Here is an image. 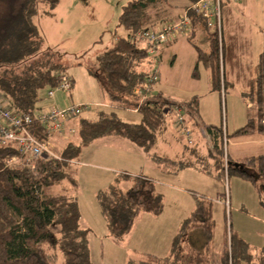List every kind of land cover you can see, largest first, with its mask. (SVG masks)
<instances>
[{"label": "trees", "instance_id": "16d2710c", "mask_svg": "<svg viewBox=\"0 0 264 264\" xmlns=\"http://www.w3.org/2000/svg\"><path fill=\"white\" fill-rule=\"evenodd\" d=\"M164 1L131 0L121 7L117 26L122 27L126 35L117 37L98 57V71L103 78L99 72H92L113 108L98 111L95 119L79 117L75 121V134L59 148V160L40 159L34 170L8 167L6 162L15 152L9 147H0V264H92L89 231L80 227L77 198L67 193L68 185L64 182L67 180L72 187L76 186L80 154L94 141L105 137L121 138L141 149L163 170L169 168L174 173L192 166L185 160L160 156L154 153V148L166 125L164 106H179L189 121L193 112L200 117L198 98L176 102L159 92L139 103L132 94L149 75V69L137 68L147 60L148 54L132 37L148 28L145 10L149 3ZM188 1L192 4L197 0ZM58 4L59 0H0V93L8 99L13 112L34 114L43 101L41 93L54 88L60 75L66 74L64 54L46 45L37 24L39 17H53ZM189 18L192 35L202 25L208 44L207 51H203L193 43L192 35L188 38L197 55L193 75L197 76L201 63L210 74L212 91L225 93L230 83L226 82L219 65L220 58L224 60L223 29L219 38L216 32L209 31L200 15L191 12ZM242 97L255 107V116L230 136L222 127L206 126L201 122L210 142L208 156L216 163L217 173L213 175L219 181L224 180V138L252 135L264 138V40L254 85L242 93ZM117 109L135 111L141 115V121L125 122L117 116ZM226 171L228 177L234 174L253 184L260 198L264 195V152L237 161L228 157ZM119 176L115 184L96 194V200L108 229L114 234L126 235L141 213H161L163 195L155 182L142 176L131 177L129 187L123 190ZM261 204L264 206L263 201ZM213 207L212 199L195 197L194 210L181 223L168 255H146L140 264H215L209 260L215 229ZM225 232L226 235L229 232V242L225 235L220 264H264V234L262 246L254 249L233 231L231 223ZM193 234L201 236L199 244L190 238Z\"/></svg>", "mask_w": 264, "mask_h": 264}, {"label": "rangeland", "instance_id": "374dc122", "mask_svg": "<svg viewBox=\"0 0 264 264\" xmlns=\"http://www.w3.org/2000/svg\"><path fill=\"white\" fill-rule=\"evenodd\" d=\"M129 1L131 0H59L53 17L42 16L37 19L46 45L64 54L63 65L66 67V75L71 80L70 91L54 90L53 102L56 106L64 107L65 98L70 96L78 105L91 106V110L82 113L81 117L95 119L98 111L112 110L113 105L109 103L100 81L92 72H99L98 57L116 41L117 37L126 35L117 23L121 7ZM236 1L240 0H221L222 10L226 8L231 10V17L224 22L225 61L223 63L221 58L219 61L220 72L223 70L226 82L230 83L226 85L225 93L210 89L208 76L201 63L197 67V76L193 75L197 55L188 41L192 33L187 38L171 42L173 44L158 47L154 55V58H157L156 64L152 63V58H147L137 67L139 70H150V67L155 65L159 75V81L155 85L156 94L159 93L158 89L165 96L182 102L196 96L201 108V120L193 112V117L191 116L189 121L186 112L181 108L190 135L177 132L172 124V116L168 117L165 120V128L157 137L154 153L173 159H185L186 162L195 161L194 157H199V164L212 175L198 174L190 169L169 179L162 176L161 183L157 185V189L163 195L161 213L159 215L141 213L126 235L114 234L108 229L96 200V194L115 184L119 174L127 175L119 176L120 187L125 190L129 187L130 178L136 175L130 172H138L137 167H128L122 158L118 160L108 158L118 157L117 147H101L100 144L85 147L77 164L76 186L72 187L70 182L65 180L64 185H68L67 193L77 198L81 214L79 225L89 231L92 264H140L146 255L167 256L181 223L191 216L197 196L210 198L214 203L215 229L209 260L220 264L228 223H231L233 231L254 249L262 246L264 206L261 202H264V195L260 198L253 184L234 174L228 177L226 171L228 157L231 159L236 154L255 153L248 150L252 144L247 146L239 143L240 141L254 143L253 137L240 136L235 137L236 139L228 137L227 140L224 138L225 152L222 156L225 167L224 180L219 181L213 175L217 173L216 163L208 156L211 150L210 142L201 124L202 122L206 126L222 127L224 133L230 136L236 129L245 125L249 118L255 116V107L242 97V93L248 92L254 85L259 53L263 50L262 37L257 33L256 29L259 26L253 20L255 16L248 17L249 9H245V15L241 16L237 9L243 5ZM187 3L188 0L149 3L145 10V25L155 29L166 22L175 21L168 17L175 15ZM223 19L225 20L224 14ZM209 31L213 33L210 29ZM216 33L220 38L221 33ZM203 35V41L201 39L197 45L207 51L206 33ZM99 74L102 79V74L100 72ZM49 89L41 93L43 101L40 107L51 102L47 99ZM168 106H164V113L170 112L171 107ZM116 113L128 123L141 121V115L137 112L117 109ZM74 126L76 128V122ZM167 130L172 132L174 143H165L160 136ZM64 143L63 140L56 142V152L59 153V148ZM183 147L187 150L184 156L180 154ZM95 152H98L100 157H96ZM146 158L148 160L146 164L143 163L144 169L141 173L149 175L152 161L147 156ZM189 236L196 240V244L201 241L198 234ZM228 238L229 232L226 235L227 243ZM59 262L61 263L60 255Z\"/></svg>", "mask_w": 264, "mask_h": 264}, {"label": "built area", "instance_id": "2783aa9c", "mask_svg": "<svg viewBox=\"0 0 264 264\" xmlns=\"http://www.w3.org/2000/svg\"><path fill=\"white\" fill-rule=\"evenodd\" d=\"M191 12L200 15L212 32L221 33V0H197L190 4L177 20L166 22L155 29L139 31L132 38L146 49L148 59L152 58V63L156 64L157 58H154V55L158 47L190 36ZM158 81V70L154 65L150 67L144 83L132 90L133 96L139 103L152 98L156 94L155 85ZM54 90H71V80L66 74L60 75L57 85L47 92V99L51 101L49 105L40 107L34 114L13 112L8 99L0 93V147H9L15 152L6 162L8 167H28L34 170L36 162L40 159L59 160L56 142L69 141L76 132L75 121L82 113L91 110L90 105H78L70 96L65 98L64 107L59 108L53 102ZM168 107H171L170 112L163 111L165 120L172 116L174 129L181 134L190 135L185 126L184 111L176 105ZM36 135H42L44 138H38ZM225 204L228 208V202Z\"/></svg>", "mask_w": 264, "mask_h": 264}, {"label": "crops", "instance_id": "0c3cea01", "mask_svg": "<svg viewBox=\"0 0 264 264\" xmlns=\"http://www.w3.org/2000/svg\"><path fill=\"white\" fill-rule=\"evenodd\" d=\"M236 2L238 4L242 3V5H243V7H241L240 9H237V11L241 14V16L243 14L245 15V9H249V10H247V15L249 18H253L255 16L253 18V20H255L256 23L258 24L257 26H259L256 30H257V33L262 37V44H263V40H264V0H240V1H236ZM189 5H190V2L187 4H184L179 12H177L175 15L168 17V18L170 20L178 19V17L185 11V8H187ZM250 9H252V10H250ZM221 13H222V29H223V34H224V32H225L224 31V22H226L228 17H231L230 16L231 10H228V8H226V10L223 11L222 7H221ZM223 14H224L225 20L223 19ZM203 33H204V28L202 25H199L198 28L196 29V31L193 33L192 38H191V40L193 41V43H195V45H197V42H199L201 39L203 41V36H204ZM223 38H224V36H223ZM175 42H177V41H175ZM175 42H173V43H175ZM173 43H171V44H173ZM206 43H207V39H206ZM168 45H170V44H168ZM197 46L199 47V45H197ZM207 48H208V44H207ZM260 54L261 53H259V56H260ZM225 56L226 55H225V51H224L223 63L225 61ZM204 70H205V72L208 76V79H209V85H210L209 87H210V89H212L211 88V81H210V79H211L210 74H209L208 70H206L205 68H204ZM157 91L160 92L164 97L168 98L171 101L182 102V101H177V100H174L170 97L165 96L158 89H157ZM197 104H198V109H197L198 112L197 113L200 115L199 120H201L200 103L198 102ZM132 112H135V111H132ZM160 136L165 140V143L168 142L171 144L172 142L174 143V141H175V138L173 137L172 132L170 130L165 131L163 133V135H160ZM252 137H253L252 140L254 143H251L250 141H240L239 143L243 144V145H247V146L252 144V147L249 148L248 150L254 151L255 153L244 154V155L236 154V155H234L233 158L230 159L231 161H237V160L245 158V157L258 156V155L263 154V152H264L263 145L264 144H262V143H264V138L260 135H252ZM236 138H238V137H236ZM241 138H245V137H241ZM93 144H100L101 147H107V146L108 147H113V146L117 147V150L119 152L118 157H108V158L109 159H115V160L122 158L123 162H125L126 165H128V167H137L138 172L133 171L130 173L136 174L134 176H142V177L149 178L153 182H155L156 186L158 185V183H161L160 178H162V176H165V178L169 179L172 176L180 174L185 170L192 169V170H195L198 174L199 173L206 174V170H204V168L199 164V157H194L195 161L189 162L192 165L190 168H186V169L181 170L177 173L172 172L169 168L163 170V168L157 166L155 163L150 161L151 162L150 163V168H151L150 174L149 175L142 174L141 171L144 169L143 163L146 164L148 159L146 158L143 151L139 148L137 149V147L135 145L129 143L126 140L118 138V137H105V138L98 139V140L94 141L93 143H91L89 145V147ZM156 145H157V141H156ZM156 145H155V147H156ZM89 147L87 146V148H89ZM185 151H187V150L185 149V147H183L181 149L180 154L182 156H184ZM193 152H194V149H193L192 153ZM94 155L96 157H100V154L98 152H95ZM160 156L167 157V158L172 159V160H185V159H173V158H170V157L164 156V155H160ZM124 167H127V166H124ZM119 169H121V168H119ZM139 173H141V174H139ZM217 195H219V194H217Z\"/></svg>", "mask_w": 264, "mask_h": 264}]
</instances>
